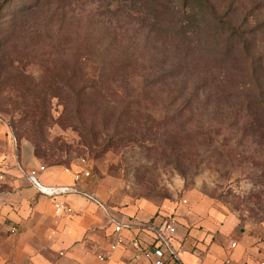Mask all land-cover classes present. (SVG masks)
Wrapping results in <instances>:
<instances>
[{
	"label": "rangeland",
	"instance_id": "1",
	"mask_svg": "<svg viewBox=\"0 0 264 264\" xmlns=\"http://www.w3.org/2000/svg\"><path fill=\"white\" fill-rule=\"evenodd\" d=\"M174 4L0 0V154L8 172L0 203L16 180L34 187L25 179L31 168L46 167V184L68 182V168H86L91 176L80 184L108 213L177 217L186 263L194 255L227 264L219 254L229 252L231 264H264L257 96L264 65L252 83L237 34L250 40L251 55L264 56V0H207L195 10ZM37 141L57 156L36 157ZM71 194L76 207L91 201ZM46 200L49 216L59 217ZM9 205L0 208V264H29L26 248L17 249L26 225L9 216L26 214ZM107 243L103 237L90 250L105 254ZM53 249L35 256L57 264L62 249ZM121 264L149 263L133 257Z\"/></svg>",
	"mask_w": 264,
	"mask_h": 264
},
{
	"label": "crops",
	"instance_id": "2",
	"mask_svg": "<svg viewBox=\"0 0 264 264\" xmlns=\"http://www.w3.org/2000/svg\"><path fill=\"white\" fill-rule=\"evenodd\" d=\"M1 137L2 135H0V138ZM0 163H2L4 166L6 164V160H3V156L1 154H0ZM46 170L43 172H46ZM70 175L71 174H69L68 182L64 184L74 183L72 175L71 177ZM13 183L15 184V188H14L15 191L9 192L8 200L2 201V203H0V208H4L5 211H9L13 209L9 204L13 203L15 207L22 208V211L20 212L21 214L22 213L26 214L24 215L25 218L18 217V215L14 213L9 214V216H12L11 218H15V217L18 218L19 220H21L22 223L26 225V232L20 233L21 237L19 240L21 244L18 245L17 249L19 250V252L20 251L24 252L23 250L24 248H26L25 256L28 257L29 264H34L36 262H40L41 264H48V262L44 260L43 255H41L42 259H40L35 255H39L38 251H41L42 254H44V252H49L51 248H54L56 250L62 249L61 250L62 255L59 257L57 264L125 263V261L134 257V254L136 252L135 246L128 245L127 247L119 248L115 251V253H113L112 256L109 257V259H101L99 255L94 252V250H90V249L91 247H95L94 243L97 240L99 241L103 237H105V239L108 240V242L113 240L114 238L113 229H114V223L116 221L126 222V221H132L133 219L138 221V223L135 225L133 224V226H131L130 228H123L122 233L125 236H127L128 239L138 237L140 240H142V243L148 244L152 240V230L146 227L145 224L148 222L156 223L160 219V216L157 213H155V215L150 216L148 218L141 217L140 215H136L134 214V212L131 211L130 212L126 211L124 213L120 212L118 213L119 215L116 214L113 215L108 213L104 208L95 204L93 201L87 202L85 208H83L82 206L76 207L75 204L76 200L72 198L73 194L71 193L63 197H57L56 199H51L41 194V196L38 197L37 200L32 202L29 201V199L35 196L36 191L37 192L39 191L35 187L28 185L25 181L19 182V180H16ZM45 197L52 202L55 213L59 217H52L53 218L52 219L51 216H49V214L53 213V209ZM56 200H62L67 202L72 208V212L71 213L63 212L60 214L57 213L54 205V202ZM26 207L27 210L26 212H24L23 208ZM28 212L29 215L27 214ZM69 214H71L72 216H70ZM51 219L53 222L51 223L50 221L49 223V220ZM54 224L55 226H53ZM51 230L55 232V236H53L52 239L50 238ZM39 232L41 235L40 236L41 240L37 242L32 237L35 234H39ZM184 236L185 235H183L180 231V223L178 221L177 238L185 243L187 247V253L182 256L181 261L172 264H188L186 263L184 258H186L189 254L188 251L189 246H187L188 242H186ZM30 238H32L31 240L32 242L29 240ZM191 241H189V245H191L192 243L195 244L196 242L195 240L192 239ZM219 256L220 259L224 256H227L225 261L227 262V260L230 259V262L227 264H231L232 260L230 258L231 255L229 252L226 253V255L225 252H223L219 254ZM1 260H3L2 257ZM188 261L189 264H220L217 262V260L215 262H211L207 259L198 260L197 258H195L194 255H191V257L188 258Z\"/></svg>",
	"mask_w": 264,
	"mask_h": 264
},
{
	"label": "built area",
	"instance_id": "3",
	"mask_svg": "<svg viewBox=\"0 0 264 264\" xmlns=\"http://www.w3.org/2000/svg\"><path fill=\"white\" fill-rule=\"evenodd\" d=\"M85 162V159H83ZM46 167L40 165L37 168H31L27 174L26 178L32 185L43 195L56 199L57 197H63L70 193H79L88 196L91 201L102 208H109L105 202L100 200L93 192H88L80 186V182L88 179L91 173L88 169L84 168L82 171L72 172L69 168L66 172L72 175L73 184L64 183H50L46 184L40 180V173L45 171ZM8 172L5 166L0 163V184L4 183L7 179ZM55 209L57 213L72 212L70 205L62 200H56L54 202ZM105 208V209H106ZM110 209V208H109ZM138 221L133 219L132 221L120 222L116 221L114 223L112 241L108 242L106 246V253L100 254L101 259H105L107 256L110 257L113 252L122 247H127L132 245L136 247V252L134 254L135 259L144 258L149 264H172L182 260V256L187 253V247L182 240L177 238L178 232V220L175 216L160 217L156 223H146L145 226L152 230V240L148 244L142 243L138 237L128 239L122 233L123 228H130L133 224H137ZM236 242L231 243V247L235 248ZM230 259L227 260V263Z\"/></svg>",
	"mask_w": 264,
	"mask_h": 264
},
{
	"label": "trees",
	"instance_id": "4",
	"mask_svg": "<svg viewBox=\"0 0 264 264\" xmlns=\"http://www.w3.org/2000/svg\"><path fill=\"white\" fill-rule=\"evenodd\" d=\"M160 3H168L170 5H174V3L179 2L181 0H157ZM191 1V2H190ZM183 5L185 6V3H188L187 8H191L193 10H195V7L197 5H205L207 3V0H182ZM190 2V3H189ZM192 10V11H193ZM182 28V30L185 28L183 24H181L180 26ZM181 31V29H180ZM240 36V40H241V52H243L246 55V59L248 60V62H250V77H251V82L253 83L258 82V80H260L261 76H262V72H259L260 67H258V65H264V56L262 55H258V56H254L251 55V47H250V40L245 37L242 33L238 32L237 33ZM246 86V84H245ZM258 99H259V103L262 107V109L264 110V92H262L261 90H259L258 92ZM26 110V109H25ZM12 130V135L14 136V139L16 140V144L17 146H19V139L17 138V136L14 134V128L11 127ZM46 142L43 141H37L34 143V153L35 156L40 158L42 156L44 157H48V158H54L55 156H57V153H51L49 154L48 152H50V148L45 150V144ZM17 155V160H19V151L16 152ZM62 163V160L59 159V163ZM158 214V213H157Z\"/></svg>",
	"mask_w": 264,
	"mask_h": 264
}]
</instances>
